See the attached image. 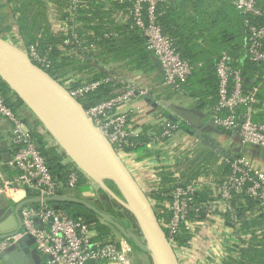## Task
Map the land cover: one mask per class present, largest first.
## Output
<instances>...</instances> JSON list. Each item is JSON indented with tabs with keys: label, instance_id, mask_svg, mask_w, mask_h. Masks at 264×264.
<instances>
[{
	"label": "built area",
	"instance_id": "1",
	"mask_svg": "<svg viewBox=\"0 0 264 264\" xmlns=\"http://www.w3.org/2000/svg\"><path fill=\"white\" fill-rule=\"evenodd\" d=\"M131 3L130 15L132 24L145 38L147 48L156 60L163 76V83L175 90L187 80L194 70V65L184 58L175 44V40L165 34L157 21L156 5L162 0H126ZM242 13L249 15L245 19L248 37L245 41L244 56L260 69V75L249 77L242 65H236L234 57L223 52L216 64L218 78L217 101L211 107L214 123L222 129L237 132L243 142L255 147L264 148V122L254 119L261 84L264 83V22L257 23L252 18H264V0H231ZM84 0H72L70 16L77 17L79 8L86 6ZM70 26V36L65 44L81 42L80 37ZM52 47L41 52L36 45L25 48L30 58L43 69L50 71L53 62L50 57ZM259 76V78H258ZM122 83L123 79L115 74L100 80L83 81L81 85L72 86L63 83L70 93L82 100L88 93L102 83ZM149 90L136 83L123 85L122 90L114 97L101 101L86 109L88 116L100 128L113 144L117 153L124 160L126 155L136 150L141 142L130 125L126 113L119 108L137 96H147ZM0 116L12 123L11 144L13 155L11 164L18 170L15 176L4 172V160L0 154V194L13 202L28 197L29 190L41 196L58 194L60 190H76L80 174L78 167H71L66 182L58 180L52 173L42 155L32 131L21 115L6 101L0 90ZM178 130V124L166 122L162 129L150 140L163 142L171 138ZM125 161V160H124ZM231 168L223 181L211 182V189L229 212L234 227L240 226L239 209L234 204L238 195L251 197L257 207L256 214L264 215V170L242 156L227 158ZM204 184L192 180L187 184H177L167 194V201L152 200L154 208L164 205L168 217H162L160 223L167 229V236L181 264L185 262V246L178 237L183 226L191 222L192 211L205 206L208 202L200 199ZM23 230L13 238L4 239L0 249L8 246L23 234L35 238V244L42 254L53 256L54 264H145L143 256L136 255V248L121 235L100 240L96 231L85 221L72 218L64 210H56L47 203L38 206L28 204L21 210ZM264 231V227L261 230ZM230 258L229 253L226 254ZM194 264V263H193ZM195 264H210L200 261Z\"/></svg>",
	"mask_w": 264,
	"mask_h": 264
},
{
	"label": "crops",
	"instance_id": "2",
	"mask_svg": "<svg viewBox=\"0 0 264 264\" xmlns=\"http://www.w3.org/2000/svg\"><path fill=\"white\" fill-rule=\"evenodd\" d=\"M84 1L87 3V7H82L85 13L76 17L80 27L87 25L86 31L80 34L82 43L79 44L82 47L81 50H70L71 63L65 69L69 67L75 75L81 74V69H85L82 60L85 59L89 64L86 68L88 79L100 71L108 75L117 74L123 79L121 84L117 83L119 87L114 96L122 90L123 85L129 83L149 90L147 96H137L118 110L128 115L136 139L141 142L136 150L126 155L125 163L151 201H167V194L177 184H187L192 180L202 182L204 190L200 199L208 203L195 210L190 224L185 227L189 235V240L183 244L186 247L185 262L236 264L242 247L248 246L251 240H264V231H261L264 215L256 214L254 200L248 204L244 198L237 197L236 206L242 204L238 207L244 209L239 212L240 226L234 227L230 214L211 189V182L226 178L231 171L227 158L235 156L245 157L264 170V148L247 144L237 132L217 126L211 114L213 105L208 102L211 97L202 101L183 89L165 86L162 75L155 68L145 70L140 67L142 60L137 55L126 56L121 51H115L117 45L120 47L128 36V28H133L128 1ZM70 2L72 4V0H0V35L24 49L36 40L58 35V18L63 21L66 20L63 18L65 15L68 18L70 11L64 8ZM168 2L174 3L173 0ZM220 2L204 0L202 8L210 5L214 8ZM189 4L192 6V1ZM189 10L190 14L195 15L192 9ZM104 39L107 40L104 42ZM58 72L54 75L57 79L62 73ZM17 112L27 119L28 126H37L38 131L47 138V130L30 109L23 104ZM170 119L178 124V130L163 142H152L150 138L162 129L164 123L171 122ZM11 135L12 123L0 116V153L3 160L6 152L11 153L12 160ZM2 144L6 146L5 149ZM11 160L4 161L3 165L4 172L10 177L18 172ZM80 191L90 192L91 189L84 185ZM15 203L0 194V214L13 209L7 218L8 227L18 225ZM158 207L160 212L166 213L164 205ZM227 253L230 258H227ZM0 264L7 262L0 260Z\"/></svg>",
	"mask_w": 264,
	"mask_h": 264
},
{
	"label": "water",
	"instance_id": "3",
	"mask_svg": "<svg viewBox=\"0 0 264 264\" xmlns=\"http://www.w3.org/2000/svg\"><path fill=\"white\" fill-rule=\"evenodd\" d=\"M0 78L31 110L69 158L133 215L139 229L133 230L82 196L30 194L15 203L17 226L7 225L13 209L0 214V243L22 232L21 210L24 206L53 201L54 208L58 210L61 202H74L83 204L116 228L137 250L147 253L152 264H181L149 196L110 140L88 116L82 102L59 79L33 62L24 48L1 35ZM3 158L9 162L11 153L6 152ZM105 180H111L120 194L112 190ZM0 260L7 264H52L54 258L38 250L32 235L23 234L0 249Z\"/></svg>",
	"mask_w": 264,
	"mask_h": 264
},
{
	"label": "trees",
	"instance_id": "4",
	"mask_svg": "<svg viewBox=\"0 0 264 264\" xmlns=\"http://www.w3.org/2000/svg\"><path fill=\"white\" fill-rule=\"evenodd\" d=\"M189 1H192V6L189 4ZM173 2L174 3L169 4L168 0L159 1L156 5V14L157 21L161 25L163 32L175 40V44L180 50L182 56L194 65L192 74L181 84L180 89L190 92L193 96L200 97L202 101L207 99V97H211L212 99L208 102L209 104L214 105L217 101L218 92L216 64L223 52L230 53L235 59V64L238 66L242 65L246 69L247 76L252 77L255 76V74L260 75L261 72L258 66L250 62L244 56L245 41L248 37V29L245 26V19L248 18L249 15L242 13L229 0H221L220 4H217L214 8H211L210 5L205 9L202 8L204 0H173ZM129 4L131 5L130 2ZM83 7H87V5ZM189 9H192L193 12H195V15L190 14ZM81 13H85V10H82V7L79 8L78 18L82 16ZM252 19L257 23L264 22V18ZM75 20H77V18ZM83 20L86 24L87 21L85 17ZM76 26V31L74 32L81 37L80 34L86 31L87 25L80 27L77 24ZM128 29V36L125 37L120 47L117 45L115 51H121V53L126 56L137 55L142 60L139 63L140 67L145 68V70L152 67L155 68L157 66V62L154 58H152L153 60L151 59L152 53L147 48L145 38L134 26L133 28L130 27ZM69 36L70 33H59L58 35L50 36L45 40L40 39L38 41H34L35 43H30L36 45L41 52H47L49 47H52L50 57L53 62V67L49 71L52 75H57L58 71L63 72L62 70L71 63L70 59L72 56L69 53L71 49L75 50L78 48L81 50L82 46L80 44H64L65 39L69 38ZM105 40L107 39H104V42ZM60 46H65V49L62 50ZM64 52H68V54ZM82 62L84 63L83 67L87 68V65H89L87 61L84 59ZM106 76H108V74L100 71L91 79H87V81L90 82L100 80ZM78 85H81V83L73 82L72 86ZM117 87H119V84L115 82L102 83L95 90L88 93L87 96L81 100V102L84 107L88 109L90 106L98 104L101 101L114 96L117 93V91H115ZM0 90L4 94L8 104L16 111L20 110L23 102L14 93H12L10 88L2 80H0ZM258 97L260 102L256 105L257 111L254 115V119L259 122H264V83L261 84ZM22 118L28 125L29 123L27 119L24 117ZM170 121L174 123V120L170 119ZM29 127L36 143L40 146V151L45 157L51 173L58 180L66 182L71 168L70 164L64 163L63 156L57 149V146L50 145L46 137L38 131L37 126L30 125ZM107 181H109L112 187H114V189L119 193L113 182L111 180ZM86 182L87 178L85 175L80 174L78 181L80 189L78 188L74 190V193L71 194L84 197L80 194V190L84 185H86ZM66 192L67 190L65 189L59 191V193ZM29 194L34 193L29 190ZM237 197L244 198L248 204H251L253 200L251 197L246 195H238ZM92 202H95L94 204H97L98 207L100 206L99 208L102 207L99 203H96V201ZM39 204L40 203H32L31 205L38 206ZM54 204L55 202L53 201L48 203V205L53 208ZM234 204L236 205V201ZM238 206H242V204H239ZM238 209L239 212H241L244 208L238 207ZM60 210L68 212V214L74 219L83 220L88 223L96 231V238L100 240H106L114 235L111 230V227H114L106 222H103L95 212L85 207L83 204L61 202ZM107 210L110 211L112 215H115L113 210L110 208ZM155 210L160 220L162 217H168L169 215L167 211L166 213L165 211L160 212L156 207ZM194 212L195 211H192L191 214ZM120 219L127 226H130V224L133 225L135 222V220H131L129 216H122ZM114 229L116 230V228ZM164 230L167 233V229L164 228ZM178 239L180 243L184 245L189 240V235L186 233L185 226H183L182 233H180ZM251 241L252 242H250L248 246L242 247L239 250V256L237 257L238 259L236 260V264H264V240Z\"/></svg>",
	"mask_w": 264,
	"mask_h": 264
},
{
	"label": "rangeland",
	"instance_id": "5",
	"mask_svg": "<svg viewBox=\"0 0 264 264\" xmlns=\"http://www.w3.org/2000/svg\"><path fill=\"white\" fill-rule=\"evenodd\" d=\"M70 6H71V2L69 3V5L67 7L64 8V10H69L70 9ZM66 14H67V11H66ZM66 16V15H65ZM63 17L65 18L66 20H62V19H59L58 18V32L60 33H71V31H68L70 30V26L71 25L72 27H74V31L75 30V27H77L76 25L78 24L77 20H75L76 18H74V20H67V16L66 17ZM70 16V15H69ZM68 16V17H69ZM60 17V15H59ZM78 26H80L78 24ZM82 43V42H81ZM64 44H65V41H64ZM66 45V44H65ZM61 47V46H60ZM65 47V46H64ZM62 49H65L63 48L62 46ZM69 49V47H68ZM69 51V50H68ZM72 55V54H70ZM68 55V56H70ZM155 64V63H153ZM155 70L156 72H159V74L162 75L161 73V70L159 68V65L157 64V66L155 67ZM63 72L61 74H59L58 76V79L64 81V83H67V84H70V85H73V82H80L82 83L83 81H87V70L86 68L85 69H81V74H77L75 75V73H73V71L68 67L66 69H63L62 70ZM163 77V76H162ZM64 78V79H63ZM149 80V78H148ZM147 81V79H146ZM148 84V82H147ZM46 136H47V141L50 145H55L57 146V149L61 152L62 156H63V161L64 163H67V164H70V167H78L70 158L69 156L64 152V150L60 147V145L54 140V138L48 133L46 132L45 133ZM79 168V167H78ZM83 172V171H82ZM85 177L87 178V182H86V185L88 186L89 190L91 189L90 192H84V193H80L82 194L85 198L87 199H91L92 201H96V203H99L102 207L101 209L106 211V212H109L111 214L110 211H108L107 209H111L113 210V213L115 215H112L114 218H116L117 220H120L122 221L120 218L123 216V217H127L129 216L131 220H135V218L133 217V215L122 205L120 204L116 199H114L106 190H104L96 181H94L91 177L87 176L85 173H84ZM105 183L112 189L114 190L116 193H118L114 187H112V185L109 183V181L105 180ZM114 184V183H113ZM118 190V189H117ZM67 194H71V193H74V190H67L66 192ZM119 194V193H118ZM117 203H116V202ZM95 203V202H94ZM122 206H120V205ZM97 205V204H96ZM98 206V205H97ZM100 207V206H99ZM103 221V220H102ZM105 222V221H103ZM124 223V222H123ZM133 230H137L139 231L138 229V225L136 223V220L134 222V224H130V226ZM111 230L112 232L114 233L113 236H118L120 235L114 228L111 227ZM136 255L138 256H143V260L145 261V264H152L151 260H150V257L147 255V253L143 252V251H140V250H136ZM54 264V263H52Z\"/></svg>",
	"mask_w": 264,
	"mask_h": 264
}]
</instances>
